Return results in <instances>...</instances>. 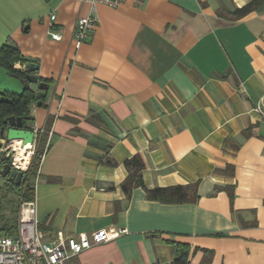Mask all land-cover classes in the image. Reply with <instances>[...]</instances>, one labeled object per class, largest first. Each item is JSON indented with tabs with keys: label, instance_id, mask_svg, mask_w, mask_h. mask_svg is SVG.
<instances>
[{
	"label": "crops",
	"instance_id": "1",
	"mask_svg": "<svg viewBox=\"0 0 264 264\" xmlns=\"http://www.w3.org/2000/svg\"><path fill=\"white\" fill-rule=\"evenodd\" d=\"M250 1L97 5L76 50L88 4L0 0V48L13 42L48 84L28 124L47 145L32 180L45 241L127 231L65 264H171L175 244L187 264H264V4L231 17ZM135 155L146 189L195 184L197 198L160 203L142 187L127 197L123 164Z\"/></svg>",
	"mask_w": 264,
	"mask_h": 264
},
{
	"label": "built area",
	"instance_id": "2",
	"mask_svg": "<svg viewBox=\"0 0 264 264\" xmlns=\"http://www.w3.org/2000/svg\"><path fill=\"white\" fill-rule=\"evenodd\" d=\"M79 3H86L89 6V13L77 19L73 33L74 48L78 50L91 36L97 22V5H105L112 8L119 7L125 0H72ZM55 16H50L51 23ZM47 35L54 41H59L61 36L52 29L50 24ZM23 69V65L19 67ZM258 112L260 108L256 109ZM34 134V142L31 145V155L36 148V138L43 133L42 130L34 127L30 129ZM0 157L10 162L12 168L27 173L15 164V156L12 142L0 139ZM38 157V165L43 160L45 150ZM29 157V159H30ZM24 177V175H23ZM127 234L126 229H102L90 234L81 233L75 237H64L60 232L50 240L45 241L44 233L38 227L36 219L35 199L20 202L16 234L11 236L0 233V264H65V262L83 251L97 245L111 241L121 235Z\"/></svg>",
	"mask_w": 264,
	"mask_h": 264
},
{
	"label": "trees",
	"instance_id": "3",
	"mask_svg": "<svg viewBox=\"0 0 264 264\" xmlns=\"http://www.w3.org/2000/svg\"><path fill=\"white\" fill-rule=\"evenodd\" d=\"M264 4V0H252L241 8H235L232 12L233 19H239L253 10L259 8ZM22 56L20 55L16 45L7 40L3 43L0 48V67L5 70L8 76L20 80L25 88L19 94L10 92H0V127L5 119L14 117L23 119V128L30 130L28 124L30 121H25L26 117H30L29 105L34 101H38L35 96V92L28 87L27 81L25 80V73L23 69L14 68L15 63H19L20 66L23 65ZM40 81H43L39 79ZM45 82V81H43ZM46 83V82H45ZM44 140L41 139L37 143L34 152V157L32 159L31 167L29 168L28 177L25 178V174L21 183L18 187H14L16 191L21 192L23 201H29L33 198V185L32 180L35 177L36 170L38 168V157L43 152L45 145ZM108 165L114 166L115 163L108 160L106 162ZM124 167L127 171V176L123 183L121 184V189L124 194L128 197L130 196L134 188L142 187L145 189L147 198L151 201H157L166 204H181L189 201H194L197 198L196 185L191 186H173L166 188H154L148 190L143 185L142 171L144 169V164L140 156L135 155L124 162ZM27 175V174H26ZM226 191V190H225ZM228 195L232 199V193L228 190ZM0 222H3L0 226V233H7L13 236L16 233V219L0 216ZM15 230V231H14ZM176 256L171 264H187L189 256V248L187 246H181L175 244Z\"/></svg>",
	"mask_w": 264,
	"mask_h": 264
},
{
	"label": "water",
	"instance_id": "4",
	"mask_svg": "<svg viewBox=\"0 0 264 264\" xmlns=\"http://www.w3.org/2000/svg\"><path fill=\"white\" fill-rule=\"evenodd\" d=\"M23 70L25 73V80L28 87L30 85L35 86V96L38 98L36 102L37 106L41 105V100L45 98L46 91L48 90V84L40 81L36 75L38 71V64L35 59L23 57ZM25 121L32 120V117H26ZM0 139H5L7 142L20 141L21 145H32L34 142V134L31 130L23 128V119L10 117L3 121L0 127ZM1 148V144H0ZM3 158L0 157V176L2 178L7 177L9 183H13L15 187H18L23 179V172L15 170L10 165L2 166Z\"/></svg>",
	"mask_w": 264,
	"mask_h": 264
},
{
	"label": "rangeland",
	"instance_id": "5",
	"mask_svg": "<svg viewBox=\"0 0 264 264\" xmlns=\"http://www.w3.org/2000/svg\"><path fill=\"white\" fill-rule=\"evenodd\" d=\"M23 89H24L23 83L20 80L8 76L7 73L0 68V92L6 91L10 93L19 94L23 91ZM33 157H34V153L31 155L29 159L27 172L31 167ZM27 177H28V173H25V178ZM23 191L24 190H22L21 192L16 191L11 184L5 183L3 180L0 181V216L4 217V219H8V218L16 219L15 230L17 228V223H18L20 202L21 200H23L22 199ZM2 223L3 222H0V226Z\"/></svg>",
	"mask_w": 264,
	"mask_h": 264
},
{
	"label": "bare ground",
	"instance_id": "6",
	"mask_svg": "<svg viewBox=\"0 0 264 264\" xmlns=\"http://www.w3.org/2000/svg\"><path fill=\"white\" fill-rule=\"evenodd\" d=\"M12 145L15 153V164L22 170L26 169L32 146L28 143L22 146L20 141H13Z\"/></svg>",
	"mask_w": 264,
	"mask_h": 264
},
{
	"label": "flooded vegetation",
	"instance_id": "7",
	"mask_svg": "<svg viewBox=\"0 0 264 264\" xmlns=\"http://www.w3.org/2000/svg\"><path fill=\"white\" fill-rule=\"evenodd\" d=\"M6 165H10V162L7 161V160H3V162H2V166H6ZM10 166H11V165H10ZM7 177H8V176H6L5 178H2V177L0 176V181L3 180L5 183H9V182L7 181ZM9 184H11L13 187H15L13 183H9Z\"/></svg>",
	"mask_w": 264,
	"mask_h": 264
}]
</instances>
